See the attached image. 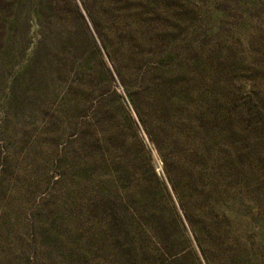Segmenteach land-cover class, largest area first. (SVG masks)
Listing matches in <instances>:
<instances>
[{"label": "rangeland", "instance_id": "rangeland-1", "mask_svg": "<svg viewBox=\"0 0 264 264\" xmlns=\"http://www.w3.org/2000/svg\"><path fill=\"white\" fill-rule=\"evenodd\" d=\"M0 264H264V0H0Z\"/></svg>", "mask_w": 264, "mask_h": 264}, {"label": "trees", "instance_id": "trees-1", "mask_svg": "<svg viewBox=\"0 0 264 264\" xmlns=\"http://www.w3.org/2000/svg\"><path fill=\"white\" fill-rule=\"evenodd\" d=\"M135 109V113H136V115H137V117H138V119H139V121H140V117H139V115H138V112H137V110H136V107L134 108ZM147 135H148V133H147ZM149 139H150V135H149ZM151 140V139H150ZM164 175H165V177L167 178V180H169V182H170V177H169V173H168V171L166 170V168L164 167ZM159 180V179H158ZM163 184V183H162ZM171 188H172V190L173 191H175V188H174V186L171 184Z\"/></svg>", "mask_w": 264, "mask_h": 264}]
</instances>
